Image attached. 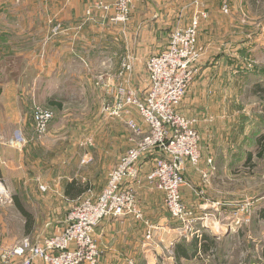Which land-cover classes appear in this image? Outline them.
Returning a JSON list of instances; mask_svg holds the SVG:
<instances>
[{"label": "rangeland", "instance_id": "1", "mask_svg": "<svg viewBox=\"0 0 264 264\" xmlns=\"http://www.w3.org/2000/svg\"><path fill=\"white\" fill-rule=\"evenodd\" d=\"M166 1L175 6L171 12L176 23L182 22L183 13L191 17L186 24L199 16L195 62L198 72L191 87L201 74L202 64L223 58L209 72L215 76L214 86L218 88L211 106L216 112L206 108L200 115L185 113L198 120L201 162L197 167L189 165L185 169L184 199L199 215L213 212L219 203H230L220 206L217 219L205 229L204 234L215 239L208 253L195 259L175 260V244L189 246L192 238L182 237L180 227L174 224L175 238L165 234L166 239L159 240L158 246L151 241L152 252L133 264H264V148L260 156V141L264 142V95L257 93L264 89V33H261L264 0L255 5L251 0H228L227 12L222 9L224 0ZM116 3V0H0V132L6 135L2 149L11 163L0 175L1 182L9 188L7 203L0 205V237L4 235L12 244L24 236L39 240L61 232L72 209L90 193H100L108 170L138 139L127 119L107 116L102 106L104 101L114 100L117 88L135 90L143 97L148 85L147 61L154 44L148 34L133 33L128 37L113 34L130 21L134 2L127 21L116 20ZM74 8L85 9V22L80 23L79 30L91 24L95 38L98 41L105 38V43L102 47L81 49L77 60L60 58L61 65H55V59L59 58L54 56V44L46 47L42 41L71 26ZM219 12L228 23L235 21V25L245 26L231 34H219L215 23L213 29H207L205 20ZM62 13L63 17L55 18ZM248 20L256 22V33L250 31ZM168 34L165 36L169 39ZM153 38L163 37L153 35ZM226 41L235 43L228 45ZM216 43L225 45L219 48ZM126 63L131 70H123ZM98 81L103 84L110 81L113 90ZM6 90L16 95L8 111L3 94ZM51 99L60 101L62 107L52 105ZM204 99L209 100L208 94ZM36 105L54 112L43 136L35 130ZM129 116L145 126L136 110ZM74 179L86 192L73 200L65 195V187ZM15 195L34 216V227L28 235L25 218L14 203ZM148 196L158 203L163 199L162 193L155 190ZM203 202H207L205 206ZM250 203H253L251 221L243 223L248 213L242 211ZM235 209H242L238 224L236 219H226L227 215L231 218ZM143 214L146 215L145 211ZM165 215L169 216L167 211Z\"/></svg>", "mask_w": 264, "mask_h": 264}, {"label": "built area", "instance_id": "2", "mask_svg": "<svg viewBox=\"0 0 264 264\" xmlns=\"http://www.w3.org/2000/svg\"><path fill=\"white\" fill-rule=\"evenodd\" d=\"M116 20L127 21L133 0H116ZM228 0L222 9L229 10ZM91 13V12H89ZM199 16L186 25L175 27L166 47L149 56L148 85L140 97L135 90L117 88L114 100L104 101L102 109L109 117L127 119L137 140L109 170L107 182L98 194L90 193L71 211L66 227L59 233L34 241L24 236L9 245L0 237V264H99L102 254L97 228L106 218L132 217L144 219L138 188L150 186L161 192L169 216L180 227V235L187 239L202 238L209 222L217 219L215 212L189 207L184 199L187 185L185 169L201 162L198 120L184 114L181 104L197 75ZM129 63L123 70H131ZM103 87L112 88L111 82ZM113 90V88H112ZM136 110L145 126L129 116ZM54 118L52 109L36 105L33 110L38 135L47 133ZM13 142V141H12ZM45 189L44 185H41ZM91 191V190H90ZM9 188L0 180V205L7 203ZM253 203L242 212L251 221ZM242 209H240L241 211ZM240 211L233 210L230 219L240 222ZM146 239L153 241L155 226L147 223ZM232 228V225H230ZM133 264V263H131Z\"/></svg>", "mask_w": 264, "mask_h": 264}, {"label": "crops", "instance_id": "3", "mask_svg": "<svg viewBox=\"0 0 264 264\" xmlns=\"http://www.w3.org/2000/svg\"><path fill=\"white\" fill-rule=\"evenodd\" d=\"M133 2H134L133 10L130 17V21L124 25L123 24L120 25L119 33L114 30L113 34L114 35L125 34L126 37H128V34L132 35L133 33L138 35H146V34L152 35V43L154 45L151 47V50L154 51L149 53L150 56L165 48V46L168 43V37H166L165 35L168 34V32L170 34V32L175 28V26L180 25L178 24L180 21L176 23L177 21L176 16L174 15L173 12H171L175 8V6L173 4L167 3L166 0H133ZM251 2L252 4L254 3L255 5V3L258 2V0H251ZM71 12H72L70 16L72 22L70 24L71 26L62 29L61 33L56 35L55 37H52L49 40H46L45 37L42 41V43L45 44L46 47L54 44L53 46V48L55 49L54 56L56 58L58 57L59 60L60 58L76 59L77 57H80L81 49L90 50L93 47H102V45L105 43V38L100 39V41H98L95 38L96 31L93 29L94 28L93 25L91 24L85 25L83 26L84 28H82V31H80L81 29L79 30L78 27L80 23L85 22V9H83V11L82 10L78 11L77 9L74 8ZM60 14L58 16H55V18L64 16V13H62V15ZM183 16H184L183 20L180 23L181 24L188 23L191 17L188 16L186 17L185 13H183ZM224 17L225 16L220 14V12L217 13L215 17L212 14H210L207 20H205L206 28L213 29L215 23L216 31L219 34H231L239 31L240 27L245 26V25H235L234 24L235 21H231V23H228L229 20L228 19L224 20L223 19ZM247 22L249 23V25H251L250 31L252 32V34L256 33V30L254 28V26H256L255 25L256 22L251 20H248ZM249 25H247L248 28ZM124 30H126V32H123ZM28 33L31 35V32ZM261 33H264V27L261 29ZM169 34L167 36H169ZM0 35L2 36V32H0ZM153 35H157L158 38L160 37V35H162L163 38L161 40L154 39ZM107 36L110 37L111 32ZM121 39H122L121 41H123L122 37ZM140 40L142 43L145 42L143 41V39ZM226 42L227 43L225 44L228 45L230 43H235V41H230V42L226 41ZM243 43L244 40L241 41V44ZM216 46L219 47L220 43H216ZM222 46H220L219 48H221ZM64 51H66L67 53L65 54ZM222 59L223 58H219L218 61L216 60L211 63L202 64L201 74L196 78V81L191 87L186 100H184L183 103L181 104V110L184 114L186 113L187 115H200L201 113H203V111L206 108H211V106L214 104L212 99L216 97V94H218V88L214 86L215 76L211 75L209 72L210 70L215 68ZM55 60H56L55 65H61V60L60 61L58 59ZM3 94L5 99L4 103L6 104V109L8 111L10 109L11 102L14 103V101L12 100L13 98H16V95L15 96L12 95L11 90L10 91L6 90ZM207 94L209 100L204 99L205 97H207ZM3 137H6V135L0 132V175L5 170H7V168H9V165L11 164L10 160L4 154V150L2 149V146H4L2 141L5 139ZM125 151H127V149ZM119 160L117 161V164ZM116 165H114L113 167H115ZM113 167H111L110 169H112ZM108 172L106 175V182H107ZM152 190L157 191L156 189L151 188L148 185L138 188V195L140 198L141 209L143 212L145 211L146 214L144 215L145 217L144 219L139 220V219H133L132 217L106 218L99 224V227L97 228V235L99 237V241H100L99 243L102 249V254L99 264H131L135 261H138L144 255L148 256L150 252H152V248H151L152 245L150 244L155 242V245L158 246L160 244L158 242L159 240L164 241L166 239L165 234H167V236L169 237L171 235L172 238H175L174 237L175 228L173 226L176 223L170 216L165 215L166 211L164 210V199H162V201L158 203L151 200V198H149L148 194H150ZM186 197H187V193H186ZM206 203L207 202H203L201 204L204 205ZM227 203L229 204L230 202L219 203V205L216 207V209L213 212H215L216 210L221 211L220 206L222 207L229 206ZM226 219L227 220L230 219V215L229 216L227 215ZM148 222L155 226V236L153 242L148 241L146 239ZM25 233H26V219H25ZM45 237L46 236L42 237L39 240L37 239L34 240L33 238L32 239L34 241H41ZM1 238L6 243H9V245L12 244L11 243L12 241L9 238L5 237L4 235ZM36 264H43V263L41 261H37Z\"/></svg>", "mask_w": 264, "mask_h": 264}, {"label": "trees", "instance_id": "4", "mask_svg": "<svg viewBox=\"0 0 264 264\" xmlns=\"http://www.w3.org/2000/svg\"><path fill=\"white\" fill-rule=\"evenodd\" d=\"M258 94L262 97V94L264 95V89H261V91H257ZM50 103L52 105H56L58 107H62V103L60 101H54L53 99L50 100ZM264 109V107H263ZM257 143L259 145V142L257 140ZM260 156H262L263 148H264V142L260 141ZM252 154H248V161L250 162ZM86 189L81 185V183L74 179L70 181L66 187H65V195L69 199H77L80 197ZM14 203L17 206L18 210L21 212V214L26 219V233H30L34 227V216L33 214L28 211L24 204L19 200L18 196H14ZM262 217L264 218V211L262 213ZM175 222V221H174ZM215 244V239L212 235L204 234L202 238L194 237L190 245L187 246L183 243H176L173 249V254L175 260H182L183 258L187 259H195L196 257H201L203 254H206L209 252L211 247Z\"/></svg>", "mask_w": 264, "mask_h": 264}]
</instances>
